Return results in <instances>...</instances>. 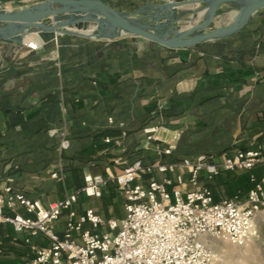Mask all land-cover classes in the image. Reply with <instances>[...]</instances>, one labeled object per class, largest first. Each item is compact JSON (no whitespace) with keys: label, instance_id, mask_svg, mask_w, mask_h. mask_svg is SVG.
Listing matches in <instances>:
<instances>
[{"label":"crops","instance_id":"0c3cea01","mask_svg":"<svg viewBox=\"0 0 264 264\" xmlns=\"http://www.w3.org/2000/svg\"><path fill=\"white\" fill-rule=\"evenodd\" d=\"M40 1L0 0V5L16 10ZM110 1L127 10L126 5L150 0ZM30 37L41 39L40 51L24 42L0 41V192L11 186L49 206L82 188L89 173L115 175L138 159L153 163L234 155L264 142V9L237 34L192 48H168L131 35L104 40L36 33L25 39ZM156 124L162 126L160 142L147 140L143 132ZM53 129L56 135L50 134ZM63 131L70 147L62 157ZM123 131L121 145L105 141ZM177 132L181 136L173 154H163ZM119 158L120 165L115 163ZM60 163L62 173L53 178ZM252 175L264 179V164L213 179L203 172L200 182L211 187L215 201L244 200ZM118 194L125 204L124 192L113 181L100 198L82 193L78 212L93 208L105 219L122 218ZM63 226V220L56 224L59 231ZM49 244L42 234L0 224V264H24L36 247Z\"/></svg>","mask_w":264,"mask_h":264},{"label":"built area","instance_id":"2783aa9c","mask_svg":"<svg viewBox=\"0 0 264 264\" xmlns=\"http://www.w3.org/2000/svg\"><path fill=\"white\" fill-rule=\"evenodd\" d=\"M24 44L34 52L43 48L37 37L25 39ZM162 109L160 106L159 112ZM109 122L113 124L114 119ZM119 125L125 128V123ZM161 128L146 126V139L162 141ZM57 133L56 129L50 131L51 135ZM61 135L63 157L70 140L65 131ZM126 135L123 131L121 137H106L105 141L121 145ZM180 136L177 132L162 153L172 155ZM115 163L123 162L119 158ZM258 163L264 164V142L257 149L239 150L234 155L203 154L195 159L153 163L138 159L115 175L86 174L82 188L49 206L5 186L0 192V224H11L17 232L26 230L31 236L42 234L49 240L48 246L36 247L34 256L24 264H218L211 246L214 241L241 247L259 236V223L264 219V179L251 176L252 187L244 200L227 197L215 201L213 190L201 184L200 176L205 172L213 179L225 171L252 169ZM59 168L53 178L61 175L62 163ZM110 181L125 194L124 217L105 219L93 208L80 214V194L100 198ZM61 220L64 226L59 231L56 224Z\"/></svg>","mask_w":264,"mask_h":264},{"label":"water","instance_id":"95a60500","mask_svg":"<svg viewBox=\"0 0 264 264\" xmlns=\"http://www.w3.org/2000/svg\"><path fill=\"white\" fill-rule=\"evenodd\" d=\"M54 1L58 4L51 7L49 4ZM231 3H242L243 6L227 22L212 28L219 9ZM201 4L210 6L209 14L194 25L183 29H165V26L174 22L159 24L164 19L174 18L179 8ZM262 9H264V0H174L171 3L166 0L160 4H153L150 15L135 20L131 15L115 8L110 0H42L16 10L0 8V41L23 43L25 38L33 33L78 34L99 39H116L123 35H131L168 48H192L237 34ZM141 12V10L134 11L133 15ZM197 13L198 10H194L190 14L195 16ZM62 14H69L62 22L64 26L75 25L77 28H83L81 24L84 22L99 21L109 24L115 33L107 37L65 30L57 20ZM146 17L152 18V22L142 23ZM171 36L182 41L166 40V37Z\"/></svg>","mask_w":264,"mask_h":264},{"label":"rangeland","instance_id":"374dc122","mask_svg":"<svg viewBox=\"0 0 264 264\" xmlns=\"http://www.w3.org/2000/svg\"><path fill=\"white\" fill-rule=\"evenodd\" d=\"M166 0H150L144 4H140L138 6H130L126 5L125 8H128L127 10H120L122 12H125L129 15H131L132 19L137 20L141 16L144 15H150L152 13L151 7L153 4H160L163 3ZM114 4L113 1H110ZM38 3V2H37ZM35 4V3H33ZM32 4H26L20 6V8L29 6ZM201 5L198 6H190V7H182L177 9V13L175 14L174 18L167 20L164 19L159 22L161 25H166L170 22H174V25L176 28H186L191 25H194L198 20H203L204 16H200L198 12L197 15L192 16V11L194 8H199ZM19 8V9H20ZM15 10V9H13ZM141 10L142 12L140 14L133 15L134 11ZM240 10V5L231 3L222 6L219 11L217 12L216 18L212 24V28H215L217 26L222 25L223 23L227 22L230 19V14L233 11L238 12ZM69 14H62L59 17H57V20L61 25L63 26V29L65 30H72L75 32H79L77 30V27L75 25L67 26L63 25V20L67 18ZM152 18L146 17L143 19L142 23H149L152 22ZM97 24V25H96ZM99 21H96L95 23L92 22H84L81 24L83 28L86 29H93L94 26H97L93 32H89L88 35L91 34H99L101 36H107L106 34L102 33L101 27L98 26ZM157 23L155 22V25ZM95 31V32H94ZM108 32V31H107ZM81 33V32H80ZM50 34H55V33H50ZM104 40H112V39H104ZM116 200V207L117 209L122 211V217H124L125 212H124V201L122 198V195L118 194L115 198ZM259 236L253 240L249 245L247 246H234L232 244H229L227 242L223 241H214L211 246L215 250V253L219 259L218 264H264V219L260 220L259 223Z\"/></svg>","mask_w":264,"mask_h":264},{"label":"bare ground","instance_id":"6f19581e","mask_svg":"<svg viewBox=\"0 0 264 264\" xmlns=\"http://www.w3.org/2000/svg\"><path fill=\"white\" fill-rule=\"evenodd\" d=\"M43 1H44V0H43ZM167 2H168V3H171V2H174V0H167ZM57 4H58V2L54 1V2H51L49 5H50L51 7H54V6H56ZM235 4L240 5V8L243 6L242 3H235ZM194 10H198V12H200L199 15H200V16H204V19H205V18L208 16V14H209L210 6H209V5H202V4H201V7H199V8H194L193 11H194ZM235 13H236V11H233V12L230 14V18H231ZM204 19H203V20H204ZM96 25H97V24H96ZM98 26L101 27V29H102V30H101L102 33L108 35V37H109L110 35H112V34L115 33L114 29H113L109 24H107V23L99 22ZM62 28H63V27H62ZM96 28H97V26H94L93 29L77 28V30H79V32H81V33H84V34L88 35L89 32H93V30H95ZM165 29H177V28L175 27L174 23H172V24H169V25L165 26ZM75 30H76V29H75ZM75 30H74V31H75ZM107 31H108V32H107ZM94 32H95V31H94ZM33 34H36V33H33ZM166 40L174 41V42H181V41H182L181 39H179V38H177V37H174V36L166 37Z\"/></svg>","mask_w":264,"mask_h":264}]
</instances>
